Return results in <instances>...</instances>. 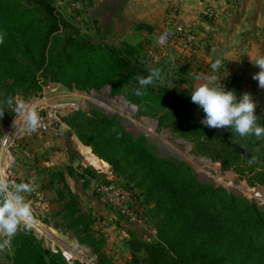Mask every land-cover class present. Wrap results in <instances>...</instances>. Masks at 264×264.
Returning a JSON list of instances; mask_svg holds the SVG:
<instances>
[{
    "label": "trees",
    "instance_id": "trees-1",
    "mask_svg": "<svg viewBox=\"0 0 264 264\" xmlns=\"http://www.w3.org/2000/svg\"><path fill=\"white\" fill-rule=\"evenodd\" d=\"M73 24L55 0H0V101L19 92L33 94L49 80L87 92L111 86L113 94H123L137 105L140 115L151 114L159 124L165 115L175 113L174 93L166 86L158 87L159 80L142 96L134 94L136 77L146 76L152 69L140 56L142 44L97 42L82 36ZM182 80L175 81L176 90L188 91L179 85ZM3 116L8 122L14 111L5 106ZM67 123L71 133L110 164L115 177L125 179V188H139L150 205L157 237L146 240L129 231L127 264H264V206L200 180L187 162L160 154L146 135L130 131L121 115L92 107L90 111L79 110ZM189 123L194 131L203 133V139L194 140L200 155L238 173L245 169L237 162L248 166V181L264 186V153L256 152L250 142L244 145L224 136L226 128L218 132L201 123ZM82 169L88 174L76 173L73 165L55 173L51 167H43L51 175L50 183L56 175L63 182L59 194L64 199L61 214L65 221L54 227L73 231L76 241L96 254L98 264H112L104 251L105 237L95 228L94 213L82 208L67 180V175L77 182L78 175L86 179L98 176L94 169ZM2 241L0 235V244ZM10 247L13 264H68L62 252L45 247L32 228L20 226Z\"/></svg>",
    "mask_w": 264,
    "mask_h": 264
},
{
    "label": "rangeland",
    "instance_id": "rangeland-1",
    "mask_svg": "<svg viewBox=\"0 0 264 264\" xmlns=\"http://www.w3.org/2000/svg\"><path fill=\"white\" fill-rule=\"evenodd\" d=\"M66 16H70L73 25L78 28L77 17L79 15L75 16V13L67 12ZM79 29L82 36L95 39L89 33H85V30ZM140 48V56L146 61L147 67L161 70L158 87H168L169 92L174 93V100L178 105L173 115L164 116L163 124H159L157 117L151 114L140 115L137 105L131 103L123 94H113L111 86H106L99 91L87 92L69 89L61 83L49 80L41 83L42 88L33 94L24 95L19 92L14 97L26 103L29 109H35L37 112L55 111L58 117V126L54 130L29 134L24 130L23 120L17 113L14 112L13 119L8 122L5 121L4 116H0V122L4 126V131L0 132V178H5L12 183L27 182L30 179L34 181V191L25 194V199L30 203L33 210L31 228L48 249L60 252L62 250L69 251L73 256V264H98L97 256L89 248L76 241L73 231L62 232L54 227L56 223H64L65 221L63 214H61L64 199L59 194L63 182L56 175L54 183H50L51 175L44 172L43 167H51L54 173L59 169H65L66 165L64 164H46L50 156L55 154V150L44 142L50 140V136L56 132L57 134H66L72 130L67 122L74 109L90 111L92 107H97L107 114L121 115L125 126L130 131L135 135H146L149 141L158 147L160 154L187 162L198 173L200 180L224 187L229 192L245 195L250 200L264 206V186L248 181L251 175L248 173V166L237 162L236 165H239V168L244 167V173H238L232 169H223L218 160L202 156L196 149L194 140L204 137L203 133L191 128L189 121L201 123L205 115L198 105L191 101L190 96L196 87L205 82L198 79L197 75H200L197 70L198 65L194 64L191 68L189 64L190 71L194 69L195 72L194 74L188 73L189 67L186 59H184L178 65L179 70L177 66L173 65V59H176V56H171L172 47L163 50L155 40L150 43H143ZM162 54H165L163 60H161ZM175 69L178 71L175 72ZM179 79L182 80L179 84L183 87L182 90L188 89V91L179 92L176 90L175 81ZM188 129L189 134H185ZM212 129L219 132V128ZM223 135L230 136L242 144L247 143L245 137L233 134L231 129H225ZM91 151L88 150L87 159H82L84 164L81 163V157L75 154L71 163L76 173L88 174L82 169V167H86L90 170L94 169L98 176L95 178L87 176V180L78 175L79 180L77 182L67 175V180L81 201L82 208L94 213L96 217L95 228L105 237L104 251L110 257L112 264H127L130 249L125 241L130 238L129 231L133 230L139 237L146 240H153L157 237L155 221L149 215L150 205L146 202L145 196L139 188H134L132 191L130 188L126 205L130 211L139 212L141 218L138 221H132L128 219V215L121 213L119 205L114 203L107 191L101 188H104L107 182L110 183L109 185L125 187V179L115 177L110 164L108 163L109 168L106 161L98 158ZM24 168L25 170L27 168V171L33 169L35 172L36 170L33 173L34 176L24 171ZM107 168L110 169L112 178L103 176ZM43 176H45V180H43ZM65 193L68 196L67 190ZM50 227H53L55 231ZM0 235L4 241L3 234L0 233ZM5 236L7 237L6 234Z\"/></svg>",
    "mask_w": 264,
    "mask_h": 264
},
{
    "label": "crops",
    "instance_id": "crops-1",
    "mask_svg": "<svg viewBox=\"0 0 264 264\" xmlns=\"http://www.w3.org/2000/svg\"><path fill=\"white\" fill-rule=\"evenodd\" d=\"M78 1L84 6L77 17L78 27L97 42L139 45L155 40L163 50L172 47L171 56H176L173 65L178 69V65L186 59L188 67L196 64L197 69L202 68L210 74V65L218 56L222 57L226 70L217 73V83L234 76L232 89L236 90L238 98L245 92L254 95L256 113L262 118L260 123L264 124V89L253 79L260 68L252 62V59L264 56V0ZM207 9L213 10V18L207 14ZM183 33H192L194 40L188 43ZM162 55L161 60L165 58V54ZM187 72L194 74L195 70L190 71L189 67ZM231 132L238 134L233 130ZM243 137L256 152H264V136ZM44 143L55 150L46 162L49 165H72L74 154L81 157L84 164L82 159H87L88 150H92L71 131L66 134L56 132ZM109 168L104 171L107 175L103 174L106 178L113 176ZM24 171L29 174L36 172L33 169L27 171V168ZM51 229L55 231L53 227ZM2 234L4 240L7 239L6 233ZM12 254L10 245L2 247L0 264H13Z\"/></svg>",
    "mask_w": 264,
    "mask_h": 264
},
{
    "label": "clouds",
    "instance_id": "clouds-1",
    "mask_svg": "<svg viewBox=\"0 0 264 264\" xmlns=\"http://www.w3.org/2000/svg\"><path fill=\"white\" fill-rule=\"evenodd\" d=\"M3 35L0 34V42ZM252 59V58H251ZM252 62L260 68V71L253 75L258 81V86L264 89V56ZM212 74H203L198 79L205 81L196 87L191 93V101L198 105L205 114L201 124L212 128L231 129L240 136H264V124H261V117L257 115V101L250 92L237 95L236 90L228 89L225 85L217 83V73L226 70L224 59L217 57L210 65ZM161 79V70L152 68L146 76L136 77L137 87L134 94L142 96L144 90ZM7 111H14L23 120L24 130L29 134L35 133L41 127V117L35 109H29L23 101L13 96H8L3 103H0V116ZM162 106V105H161ZM163 107V106H162ZM51 115V113H49ZM15 122V121H14ZM255 157L249 162H253ZM34 191V181L12 183L5 178H0V233H6L7 239L0 244V247L10 245L11 238L23 224L31 228L33 210L25 199V194Z\"/></svg>",
    "mask_w": 264,
    "mask_h": 264
},
{
    "label": "built area",
    "instance_id": "built-area-1",
    "mask_svg": "<svg viewBox=\"0 0 264 264\" xmlns=\"http://www.w3.org/2000/svg\"><path fill=\"white\" fill-rule=\"evenodd\" d=\"M57 8L63 12V13H75L80 14L84 10V6L81 2L78 0H59L57 2ZM207 14L210 17H214V12L211 9H207ZM179 31L182 32V29L179 28ZM171 34V33H167ZM194 40V35L192 33H188L186 35V41L188 43H191ZM234 83V76H231L230 78L226 79L222 84L226 86L228 89H232ZM41 117V127L36 131L37 133L42 132H49L54 130L58 126V117L56 116L55 111L48 110V111H39L38 112ZM51 113V115H49ZM4 131V126L0 122V132ZM29 156V154H28ZM110 183H105V189L102 187L101 189L106 190L108 195L111 196V199L114 201V203H117L120 208V212L128 215V219L132 221H138V219L141 218V215L139 212L130 211V209L127 207L128 199H129V190L122 186H115V185H109ZM58 250H55L57 252ZM62 255L64 256L66 262L68 264L72 263V254L69 253V251L62 250Z\"/></svg>",
    "mask_w": 264,
    "mask_h": 264
},
{
    "label": "water",
    "instance_id": "water-1",
    "mask_svg": "<svg viewBox=\"0 0 264 264\" xmlns=\"http://www.w3.org/2000/svg\"><path fill=\"white\" fill-rule=\"evenodd\" d=\"M77 112H78V109H74V110L72 111V117H74V116L77 114Z\"/></svg>",
    "mask_w": 264,
    "mask_h": 264
}]
</instances>
